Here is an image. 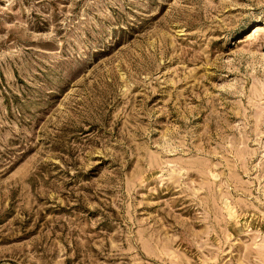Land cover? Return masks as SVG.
I'll list each match as a JSON object with an SVG mask.
<instances>
[{"label": "rangeland", "instance_id": "374dc122", "mask_svg": "<svg viewBox=\"0 0 264 264\" xmlns=\"http://www.w3.org/2000/svg\"><path fill=\"white\" fill-rule=\"evenodd\" d=\"M0 264H264V0H0Z\"/></svg>", "mask_w": 264, "mask_h": 264}]
</instances>
